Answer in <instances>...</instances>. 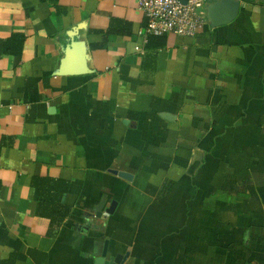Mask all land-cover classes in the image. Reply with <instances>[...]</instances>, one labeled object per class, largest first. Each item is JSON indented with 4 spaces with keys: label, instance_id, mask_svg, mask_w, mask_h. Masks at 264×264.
<instances>
[{
    "label": "crops",
    "instance_id": "0c3cea01",
    "mask_svg": "<svg viewBox=\"0 0 264 264\" xmlns=\"http://www.w3.org/2000/svg\"><path fill=\"white\" fill-rule=\"evenodd\" d=\"M219 1L157 45L136 0H0L1 262L264 264V0Z\"/></svg>",
    "mask_w": 264,
    "mask_h": 264
},
{
    "label": "built area",
    "instance_id": "2783aa9c",
    "mask_svg": "<svg viewBox=\"0 0 264 264\" xmlns=\"http://www.w3.org/2000/svg\"><path fill=\"white\" fill-rule=\"evenodd\" d=\"M206 1L136 0L145 21L144 34L146 37L166 34L194 37L206 25Z\"/></svg>",
    "mask_w": 264,
    "mask_h": 264
},
{
    "label": "water",
    "instance_id": "95a60500",
    "mask_svg": "<svg viewBox=\"0 0 264 264\" xmlns=\"http://www.w3.org/2000/svg\"><path fill=\"white\" fill-rule=\"evenodd\" d=\"M185 2L186 0H180ZM239 2L235 0H220L215 2L209 9L210 12V22L213 26H218L221 24H226L230 22L238 13ZM84 70V69H83ZM80 71V73L85 71ZM115 208V202H112L110 206L101 215L106 218L108 214H111ZM99 215V213H97ZM127 259V253L122 255H116L106 258L100 257L95 259V264H124Z\"/></svg>",
    "mask_w": 264,
    "mask_h": 264
},
{
    "label": "trees",
    "instance_id": "16d2710c",
    "mask_svg": "<svg viewBox=\"0 0 264 264\" xmlns=\"http://www.w3.org/2000/svg\"><path fill=\"white\" fill-rule=\"evenodd\" d=\"M115 23H117V21H114ZM113 23V25L115 24ZM112 26L107 29L105 32H102L103 34H108L110 32H112ZM158 38V44L157 45H162L163 44V38L161 36H149L148 37V42L150 43V41H152L153 39ZM22 43H23V37L20 34H13L9 39H7L4 42H0L1 48H0V52L1 53H8V54H12V55H19L21 53V48H22ZM95 45H93L94 47ZM47 183V182H46ZM56 183V182H54ZM50 187V186H48ZM0 264H5L4 262L0 261Z\"/></svg>",
    "mask_w": 264,
    "mask_h": 264
}]
</instances>
